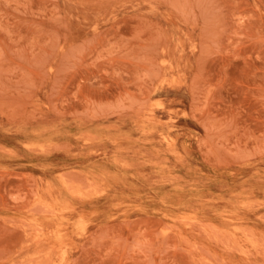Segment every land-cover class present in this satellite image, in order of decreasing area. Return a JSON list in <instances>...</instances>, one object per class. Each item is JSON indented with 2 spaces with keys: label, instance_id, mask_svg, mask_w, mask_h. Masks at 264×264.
<instances>
[{
  "label": "rangeland",
  "instance_id": "rangeland-1",
  "mask_svg": "<svg viewBox=\"0 0 264 264\" xmlns=\"http://www.w3.org/2000/svg\"><path fill=\"white\" fill-rule=\"evenodd\" d=\"M0 264H264V0H0Z\"/></svg>",
  "mask_w": 264,
  "mask_h": 264
},
{
  "label": "bare ground",
  "instance_id": "bare-ground-1",
  "mask_svg": "<svg viewBox=\"0 0 264 264\" xmlns=\"http://www.w3.org/2000/svg\"><path fill=\"white\" fill-rule=\"evenodd\" d=\"M54 236H55V235H54ZM55 237H56V236H55ZM55 237H54V238H55ZM55 239H56V238H55ZM57 239H59V238L57 237ZM57 239H56V240H57Z\"/></svg>",
  "mask_w": 264,
  "mask_h": 264
}]
</instances>
